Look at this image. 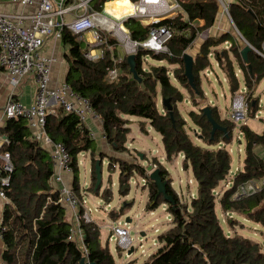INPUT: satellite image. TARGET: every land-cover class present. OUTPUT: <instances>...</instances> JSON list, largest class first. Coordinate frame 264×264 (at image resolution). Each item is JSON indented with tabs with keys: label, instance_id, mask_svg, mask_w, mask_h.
I'll return each mask as SVG.
<instances>
[{
	"label": "trees",
	"instance_id": "1",
	"mask_svg": "<svg viewBox=\"0 0 264 264\" xmlns=\"http://www.w3.org/2000/svg\"><path fill=\"white\" fill-rule=\"evenodd\" d=\"M108 1L100 0L102 4ZM176 1L181 9L158 23L143 24L137 19L127 21V28L137 41L147 40L152 27H166L173 32L167 43L169 53L141 50L135 55L137 78L131 72L128 55L120 62L115 61L119 56L113 39L107 41L114 45L112 51L105 48L102 58L89 60L85 57L88 50L87 45H83L85 41L68 29L62 32L61 40L68 47L66 83L87 99L101 116L105 138L116 156L104 152L98 154L91 131L78 115L63 108H56L55 113L48 116L47 132L54 141L64 143L70 153L75 176L72 190L78 197L80 212L84 211V197L79 185V158L87 153L92 161V181L88 188L91 193L101 195L106 201L111 199L110 189L101 194L102 182L96 188V162L101 160L103 168L108 158L109 169L119 172L121 196L129 195L131 178L137 174L147 182L143 186L149 190L146 210L153 212L164 204L168 206L173 226L159 235V246L142 264H264V244L238 232L227 235L216 212L219 203L225 212L235 213L264 228V157L258 152V149L264 150V131L257 133L246 123L238 127L223 117L217 106L207 105L212 117L226 129V133L218 130L213 135V125L203 111L206 107L203 73L205 75L207 69L217 67L232 98L240 90L247 89L248 117L257 116L260 99L255 92L264 79V58L251 50L245 60L242 55L245 45L234 31L210 35L200 41L194 55L196 88H193L185 75L184 55L202 32L218 22L220 4L217 0ZM96 8L100 9L99 4ZM230 14L244 38L254 48L261 49L264 0H239L230 6ZM227 42L232 44L230 49H226ZM149 56L159 63L166 61V64L146 67ZM172 65L173 70L169 68ZM114 67L118 69V77L111 80L109 71ZM1 70L4 71L0 66ZM163 99L170 101L172 115L167 107L160 108ZM186 100L193 106L187 115L200 130L197 138L201 144H195L188 134V121L180 108ZM132 116L147 120L161 135L167 161L180 154L184 156L183 169L191 170L198 182L197 195L190 203L181 201L168 169L154 159L152 164L157 165L161 179L167 182L166 199L150 177L154 168L142 165L132 154L127 146L131 129L126 118ZM237 127L245 141L244 167L231 176L232 156L226 145L233 142ZM0 136L7 139L0 152H10L14 164L10 185L5 189L8 203L1 223L4 249L0 264H81L83 258L94 264H118L109 249V242L102 243L101 230L96 222H81L84 246L70 239L72 224L67 221L65 206L59 202V192L51 183L53 160L49 151L33 138L28 120L22 116L6 119V124L0 127ZM261 181L263 185L258 191L234 198L242 186ZM224 182H228L227 188L220 193L217 189H221ZM124 210L120 209L121 212ZM117 215L115 211L110 213L116 220ZM236 224L241 223L231 219L230 225Z\"/></svg>",
	"mask_w": 264,
	"mask_h": 264
},
{
	"label": "built area",
	"instance_id": "2",
	"mask_svg": "<svg viewBox=\"0 0 264 264\" xmlns=\"http://www.w3.org/2000/svg\"><path fill=\"white\" fill-rule=\"evenodd\" d=\"M11 4H20L22 6L36 5L33 13H3L0 12V66L7 73L11 83L17 86L25 78H33L37 84L36 102L33 105L26 106L18 100L12 93L4 107V116L6 119L15 117H25L30 125L33 138L41 146H51V157L54 166L57 168L52 176L55 185L63 184V174L73 173L71 166V156L62 142L54 141L47 132V118L55 113L56 108H63L65 111L79 116L82 123H86L89 115L95 116L102 121L90 102L78 95L68 83L62 84L56 89H51V71L56 62L55 57L44 55L41 50L48 38L61 40L62 32L68 29L78 36L80 40L87 43L88 50L85 57L89 60H98L104 56V49L112 51L114 45L108 44V39L115 41V46H119L126 55H136L141 50L153 51L155 53H169L167 43L173 37V32L166 27H152L149 37L144 41H137L132 38L130 30L127 28V21L130 19L140 20L143 24L158 23L169 14L181 9V5L176 0H136L131 2L134 10L131 13L115 17H109L105 13V3L97 0L100 9L93 5L96 0H0ZM115 1V0H110ZM220 4V14L225 16L233 26V31L244 45H248L253 51L264 58V42L261 49L254 48L241 34L236 27L231 14L230 6L239 0H217ZM104 11V12H103ZM222 12V13H221ZM174 14V15H175ZM112 15V14H111ZM148 21L149 23H146ZM204 31L199 35V39L205 40L208 35ZM91 34L90 39L86 41L83 34ZM232 44L227 42L226 47ZM120 62L121 59H115ZM118 77V69L114 67L109 71V78L115 80ZM247 89L244 88L236 93L232 99V113L230 120L238 123L248 116V101L245 95ZM93 136V135H92ZM105 136V134H104ZM7 141L5 137L0 136V150ZM157 165L153 164L152 168ZM240 170V169H239ZM14 171V164L10 152H0V198L8 200L5 189L9 187L11 175ZM150 172H148L149 174ZM146 185V179H143ZM263 182H250L242 186L234 198L246 196L258 191ZM59 202L66 209L73 212L71 240H76L81 246H84V235L81 229V222H91V211L80 212L78 197L72 189L65 185L58 187ZM86 201L83 200V205ZM153 213V212H151ZM230 215V212H227ZM4 229L0 225V239ZM116 235L118 246L125 250L130 257L129 250L133 242L128 228H113ZM143 245L141 244V247ZM247 264V263H244Z\"/></svg>",
	"mask_w": 264,
	"mask_h": 264
},
{
	"label": "rangeland",
	"instance_id": "3",
	"mask_svg": "<svg viewBox=\"0 0 264 264\" xmlns=\"http://www.w3.org/2000/svg\"><path fill=\"white\" fill-rule=\"evenodd\" d=\"M174 14L175 11L170 13L169 16L171 17ZM222 14H219V19H221V21H225L226 23L224 26L229 31L233 32L232 24ZM109 17L115 19V17L110 13ZM145 22L149 23L148 21ZM216 25L217 23L206 33L208 35L219 34L214 33L220 29V25L222 26V23L215 27ZM90 36L91 34L88 33L83 34V37L86 39V41L90 39ZM200 41L201 39H198L194 46L188 51V53H190L192 56L195 55L194 51L199 49ZM242 44L244 46V43ZM83 45L85 46L87 43L85 42ZM116 48L117 51L122 50L117 45ZM226 49H230V47H226ZM160 64H166V61L159 63L150 56L147 58L146 67ZM169 68L173 70L174 66H169ZM212 68L213 69H207L205 71V75L203 73V89L204 95L206 97V106H217L220 109L223 117H229V115L232 113L231 106L233 98L229 93L228 85L225 82L221 71L217 67ZM238 68L237 70H239ZM237 72L239 75H241L239 71ZM255 96L260 99V112L258 113L257 117L255 116L254 118L247 116L245 123L253 131L262 134L264 131V79L258 85ZM162 106L163 104L161 101L160 108H162ZM180 108L188 121L187 131L190 138L195 144H201V141L197 138V135L200 134V130L193 125L189 119V116L187 115L188 111L193 109V106L188 100H186L180 104ZM126 118L129 120L128 126L131 128L127 146L131 150L132 154L137 158L138 162L144 166H147L149 169H152V163L154 159L163 164L170 173L173 187L177 191L181 201L190 203L191 199L195 198L197 195L198 182L194 179L191 170L186 171L183 169L182 160L184 156L180 154L172 161H167L162 137L152 128L150 123L141 117L132 116ZM241 124L242 121L238 123V127ZM238 127L234 131L235 138L233 142L226 145V148L230 151L232 156L231 176H234L237 170L243 166V159L245 157V141L243 140ZM239 139L241 140V143H239ZM79 161V182L81 189L84 191V189H86L90 184V181H92V161L90 155L80 156ZM156 168L150 171V175L153 171H155ZM231 176L229 179H231ZM130 183L131 190L129 195L125 197L121 196L119 193V172L118 170L115 172L110 170L108 167V159H105L102 168L101 194H103L105 190L110 189L111 199L106 201L103 197H101V195L96 196L91 192H87L86 196L83 194L84 200L86 201L84 207L87 211H91L90 215L92 221L96 222L100 227L102 243L105 245L107 242H109V249L114 255V258L118 264H126L128 262H132L133 264H142L145 259L159 246V235L169 230L173 226L172 215L168 211V206L166 204L158 207L155 211H153V213L146 210L149 190L148 188L143 187L145 185L143 177L135 174L132 176ZM227 183L228 182L222 183L221 189H217V191L220 193L222 190L224 191V189L227 188ZM235 195L236 193L234 196ZM122 208L125 209L123 212L120 211ZM113 211L118 212V220L110 216V213ZM216 212L221 219L222 226L226 234L229 236L233 235L234 233L230 230L228 223L223 220V213L219 203H217ZM127 219H130L131 222H127ZM240 221L241 224L237 225L235 228L236 232L245 237L258 241L261 244H264V228L262 226L256 225L251 221L247 222L241 219ZM119 223L120 227L128 228L130 232V237L133 242L131 249H134L130 257L127 256L128 252L122 250L118 246L116 235L113 232V228L117 227ZM141 244L143 245L142 247ZM131 249L129 251H131Z\"/></svg>",
	"mask_w": 264,
	"mask_h": 264
},
{
	"label": "crops",
	"instance_id": "4",
	"mask_svg": "<svg viewBox=\"0 0 264 264\" xmlns=\"http://www.w3.org/2000/svg\"><path fill=\"white\" fill-rule=\"evenodd\" d=\"M128 1L130 2V0H128ZM110 2L111 1H108L105 3L104 10H105V13H110V14L114 15L113 13H111L107 10V6ZM97 4H98L97 0L93 2V5H97ZM36 8H37V6L35 4L34 5H28V6H22L20 4H11L8 2L0 1V12H3V13H22L23 12L25 14H28V13L35 12ZM114 16H116V15H114ZM219 18H218L217 25L222 23V26L220 25V29L218 31H216L214 34H217V33L220 34V33L229 31L224 26V24L226 22L223 20L221 21V19H219ZM202 24H203V22H200V25H202ZM217 25L215 27H217ZM210 29H212V28H210ZM197 51H198V49L194 52L196 53ZM41 52L46 56H53L56 59V62L53 64V67H52L51 81L49 83V87L51 89H56L66 82V78H67V75L69 72V63L66 59V53L68 52V47L65 46L64 43L62 42V40H60V39L57 40L55 38H48L46 40L44 46L42 47ZM125 55L126 54L123 51V49L121 51H118V56L120 59H122ZM37 90H38V87H37V84L33 78H31V77L25 78L17 86H14L11 83L7 73L5 71L1 70L0 71V127H3L6 124V118L4 116V107L7 103L8 97L13 93L18 100H20L26 106H30V105L35 104V102H36ZM85 125L91 131L93 138L97 143L98 154L104 152L108 156H114V155L116 156L117 153L114 152V149H112V147L110 146V144L108 143V141L106 140V138L104 136L103 122L99 118L92 116V115H89L87 117V121H86ZM128 137H129V135H128ZM44 148L46 150H48L50 155H51V151H50L51 146H45ZM258 152L262 157H264V150L263 149H258ZM82 155H89V153L82 154ZM125 157L129 158V159L133 158V156H131V155H125ZM84 158H86V157H84ZM106 159H108V158H106ZM81 164H82V160H81ZM53 166H54V164H53ZM243 167H244V159H243V166L240 169H243ZM55 171L57 172V168L54 166V172ZM74 180H75L74 173H64L63 174V184H61V185H65V186L69 187L70 189H73ZM51 183L55 187L56 191L58 190V187L61 186V185H59V186L55 185L52 180H51ZM90 184H91V181H90ZM90 184L88 185V187L86 189H84V191L82 189H80L82 194H84L85 196H86L87 192H90L88 189L90 187ZM79 185H80V182H79ZM7 203H8V200L4 201L0 198V224L2 223L3 213H4V209H5V206ZM221 210L223 213V215H222L223 220H225L226 223H228L229 228L233 233L236 232L235 231L236 226L240 225V224H236L235 226H231L230 225L231 219L237 218L238 221H240V219L247 221V222L250 221V220L243 218V217H240L237 214L232 213V212H230V215H227V212H225L222 208H221ZM72 214H73V212L71 210L66 209L67 221H69L73 225ZM240 223H241V221H240ZM256 225H258V224H256ZM3 249H4V245H3L2 239H0V256L2 254Z\"/></svg>",
	"mask_w": 264,
	"mask_h": 264
},
{
	"label": "water",
	"instance_id": "5",
	"mask_svg": "<svg viewBox=\"0 0 264 264\" xmlns=\"http://www.w3.org/2000/svg\"><path fill=\"white\" fill-rule=\"evenodd\" d=\"M252 50V48L248 45H245V47L242 49V55L245 60L248 59V53ZM135 55H129L128 56V63L131 66V72H133L134 77L137 78V72L135 70ZM184 62H185V75L189 79L190 84L193 86V88H196L195 85V79H194V74H193V66H194V56H192L190 53H186L184 55ZM162 104L164 107H167V109L170 111L171 115L173 114V107L170 104L169 100L163 99ZM205 115L207 116L208 120L210 123L213 125V130L212 134L214 135L216 131L220 130L226 133V129L223 128L213 117H212V111L209 106L204 107L203 109ZM96 177H97V182H96V188H98L102 182V166H101V160H97L96 162ZM151 179L156 182L158 186V190L160 193L164 194L166 199L168 198L167 196V182L163 181L160 177V170L156 169L155 171L152 172L151 174ZM127 222H131L130 219H127ZM134 249H131L129 254L133 252ZM81 264H94L86 261V258H83L81 261Z\"/></svg>",
	"mask_w": 264,
	"mask_h": 264
},
{
	"label": "bare ground",
	"instance_id": "6",
	"mask_svg": "<svg viewBox=\"0 0 264 264\" xmlns=\"http://www.w3.org/2000/svg\"><path fill=\"white\" fill-rule=\"evenodd\" d=\"M107 10L117 17H121L124 14L131 13L134 8L128 0H115L108 4Z\"/></svg>",
	"mask_w": 264,
	"mask_h": 264
}]
</instances>
